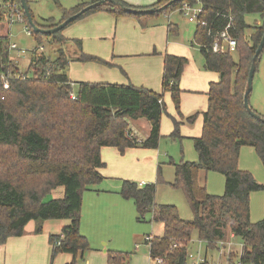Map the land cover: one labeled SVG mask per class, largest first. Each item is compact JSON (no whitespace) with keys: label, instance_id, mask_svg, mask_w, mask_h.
Segmentation results:
<instances>
[{"label":"trees","instance_id":"trees-1","mask_svg":"<svg viewBox=\"0 0 264 264\" xmlns=\"http://www.w3.org/2000/svg\"><path fill=\"white\" fill-rule=\"evenodd\" d=\"M14 1L20 4L19 0ZM96 1L100 0L61 8L57 22L53 18L36 22L30 13L35 24L46 29ZM105 1L77 20L105 11L115 17L131 16L141 27H146L148 20L158 14L179 10L186 3L199 4V17L207 26H195L192 44L198 46L203 56V68L219 74L218 81L209 85L201 134L192 138L198 160L172 162L174 180L167 183L181 191L192 218H181L175 205L155 204L156 184L140 186L133 181H122L119 195L133 201L136 219L142 221L150 212L152 221L163 225V234L152 236L147 242L150 258H160L161 264H186L191 234L196 231L197 239L206 249L217 248V243L225 241L230 234L239 237L240 254L228 255L233 264H264V218L251 222L249 206L250 193L263 190L264 184L257 182L250 171L238 169L242 146L253 147L264 167V123L249 115L243 105L251 59L264 35V3L262 0H176L151 14H129ZM114 1L146 9L161 7L170 0H156L142 7ZM249 15H256L259 23L248 24ZM230 18V34L237 41L236 58L233 53H214L208 47L207 28L221 31ZM62 30L50 35L32 32L38 44L45 37L55 45L56 55L54 58L43 54L31 56L24 71L17 66L19 57L9 49L10 36L0 34V246L10 237L22 236L30 221L36 223L34 232L39 234L45 220L66 219L69 223L58 234L48 237L49 264L60 253L71 255L65 264H81L90 250L87 238L80 232L82 192L103 180L99 172L105 165L101 149L113 147L121 154L133 147L156 149L161 138V117L166 112L165 92L170 93L180 119L171 117L170 138H181V122H193L198 113L183 116L180 112L179 82L187 63L185 57L164 55L161 93L130 83L72 82L67 75L71 59L104 65L107 62L82 52L76 57L68 56L64 48L68 39ZM171 30L172 26L168 25V32ZM74 42L81 49V41ZM259 59L260 55L255 73ZM1 74L11 76L8 89L3 88ZM72 93L74 99L70 97ZM141 117L150 123L148 137L143 140L127 137L130 130L127 118ZM200 171L223 174L222 195L210 194L205 186H200ZM159 172L158 167V180ZM57 187L63 188L62 197L44 201V196ZM130 254L107 250V264H129ZM199 264L208 262L204 257Z\"/></svg>","mask_w":264,"mask_h":264},{"label":"crops","instance_id":"crops-1","mask_svg":"<svg viewBox=\"0 0 264 264\" xmlns=\"http://www.w3.org/2000/svg\"><path fill=\"white\" fill-rule=\"evenodd\" d=\"M123 1L131 5L142 7L150 5L156 0ZM5 2L6 0L0 2V12L2 10V5ZM165 15L167 17L169 16L167 14ZM108 16L113 15L105 11H96L87 15L81 20L79 19L80 24H84V28H90L91 26L92 29L95 28L92 31L93 36L87 35L85 38L83 34H74V32L68 33L67 36L63 34L62 35L73 42L74 40H80L81 49L78 50L80 51V53L84 51V53L89 54L84 50L85 39L94 37V39L98 40L105 36L103 35V32L100 31L99 27L102 23V18H108ZM115 18H117V20H115L116 33L114 35V38L116 40L118 37L123 38L126 43L130 44V46L132 47L130 48L131 50H118L116 52L115 49V53L109 56H104V59L98 57L106 61V65L90 61H79L71 59L68 63L67 68L71 67L73 64H78L76 65L77 67H75V70L79 71V74H82V76L86 78L82 80H74V78H71L70 75L67 74L68 78L72 82L84 81L118 84L130 83L135 87H141L155 93H161L164 55L172 54L185 57L187 59V63L184 65L179 82V87L181 89L179 104L180 112L183 116H188L193 113L198 114L194 121L191 123L185 120L181 122L179 128L180 135L181 139L189 138L190 140H192V138L194 137L200 136L203 121L202 112L205 111L207 107V92L209 90V85L212 82L218 81L219 74L217 72L204 69V59L202 54L200 53V51H198L199 53H196L193 49L195 45L192 44V38L194 37L196 27H194L193 35L189 36H192L191 39L187 40L186 44L183 39L184 33L178 28L177 24L169 23L167 21L166 26H163L161 24L158 25L156 22H154L155 19L152 17L148 20V25L146 27H141L137 20L131 16H119ZM257 22L259 23V18L257 19ZM168 25L172 26V32L174 36L172 37V40L165 41L166 44L163 48L159 44V32L167 35ZM7 32L8 26L2 25L0 27V34H5ZM74 45H76V47L78 48L76 42H74ZM138 46H146L147 48L145 52H140L139 50L138 52H136ZM31 56H34V54L31 53ZM198 56H201V59L197 58ZM163 101L166 107V112L162 115L160 121V133L162 137L166 136L168 133L170 134L172 130L171 117H175L177 120H180L172 103L169 92H165L163 94ZM127 123L130 130L134 132L135 137L139 138L140 140L148 137L151 126L146 118H127ZM169 134L167 136H169ZM114 151L117 152L111 147H103L100 151L102 161H107V159H109L110 157L114 159L117 158L120 161V165L123 167H121V170L119 172H116L114 174L101 171V169L103 168L102 167L99 170L101 171V175L103 176L102 181L110 178V175L129 177V175L125 174L123 170L128 171L141 169L143 167V164L148 161H156V163H158V147L156 149H147L142 147L128 148L125 151L127 152L126 155L123 157H121V155L113 153ZM104 164L106 163L104 162ZM158 167L159 163L157 168ZM116 187L117 186H114L109 190L95 189L91 187L90 189H88L91 193H87L84 196L82 195V200L83 198L88 199V201L92 202L93 207L91 208L92 214H89V216L84 220L85 231L80 230V232H83L82 234L87 238V240L90 239L92 241V244L94 245H97V243L99 244L100 241H106L105 245L107 248L104 250H100V248H96V246L91 247L89 243L90 250L85 253L84 261L81 264H107V250H119L118 246L115 244L114 238L112 236H110L112 240H110V238H107L108 236L106 235V233L100 229L102 228L100 226L101 222H98L97 220L98 213L107 211L109 209L118 212L124 211V213L126 214L130 213V215L132 210H134V213L136 212L133 201L122 198L119 195L120 189ZM55 191L57 192V198L62 197V187L55 188L54 190H52V193ZM68 223L69 220L66 219L45 220L42 223L41 233L35 234L34 229L36 223H34V221L28 222L25 226V231L22 236L10 237L4 244L0 246V264H49L50 245L48 243V237L50 234H58L61 228ZM155 224L159 225L158 232L146 234L143 238L146 244L147 241L145 240V238L147 236H161L163 234L162 223L155 222ZM120 237L121 236H118L119 239ZM124 239H126V236L124 237ZM59 258L63 262V264H65L71 260V255L67 253H60ZM145 260L146 264H149L152 261L149 254V247L148 253L145 256Z\"/></svg>","mask_w":264,"mask_h":264},{"label":"rangeland","instance_id":"rangeland-1","mask_svg":"<svg viewBox=\"0 0 264 264\" xmlns=\"http://www.w3.org/2000/svg\"><path fill=\"white\" fill-rule=\"evenodd\" d=\"M2 1L3 0H0V2ZM80 1L87 0H27V3L34 20L36 22L44 23L42 19L46 18H53L56 22L59 21L61 18V8L73 7ZM171 12L154 16V22H156L158 25L161 24L163 26L167 25V21L169 23L177 24L178 28L184 33V42L190 40L192 36H189L193 35L195 24L188 22L187 17L179 12V10ZM165 14L169 16L167 17ZM257 19L258 17L256 15H249L246 17V22L252 25L257 21ZM80 20L66 26L62 30V34L67 36L68 33L74 32V34H83L85 38L87 35L93 36L92 31L95 28L92 29V26L90 28H84L85 26L84 24H80ZM115 20H117V18L113 16L102 18V23L100 24L99 29L105 36L98 40L94 39V37L85 39L84 50L88 52L89 55L92 54L104 59V56H109L115 53V49L116 52L118 50H131L130 48L132 47L130 46V44L126 43L123 38L118 37L117 40L114 38V35L116 33ZM173 36L174 34L172 30L169 31L167 35L159 32V44L164 48L166 44L165 41L172 40ZM10 38L20 48L26 50V53L20 56L17 60V66L20 68V70L24 71L29 60L31 59V51L39 44H37L33 36H27L25 33H23L22 27L20 25H14L11 27ZM40 45L43 46V51L41 54L49 56L51 58L55 57L56 46L51 44L48 39H45L44 37ZM193 45H195V43ZM64 48L66 49L65 53L67 52L68 56H70V52L67 47ZM146 48V46H138L136 52H138V50L140 52H145ZM193 49L196 53H199L197 45H195ZM82 53H84V51H82ZM233 56L234 58H236V55L234 53ZM197 58L201 59V56H198ZM76 65L78 64H73L71 67H68L67 74H69L71 78H74V80H82L86 78L83 77L82 74L80 75L79 71L75 70V67H77ZM249 104L252 109H254L258 114L264 116V48L260 54L258 69L253 77ZM167 135L163 137L161 136V140H159L158 143L159 157L157 158V162L159 163L160 180H158L157 175L158 163H156V161H148L143 164V167L141 169L128 171L123 170L125 174L129 175V177L110 175V178L105 179L104 181H101L90 187L95 189L109 190L110 188L117 186L116 188L120 189L122 181L125 179L136 182L140 186L154 183L156 184L155 203L175 205L181 218L191 219L192 212L188 203L186 202L185 197L180 190L172 188L167 183L174 180V166L172 165V162L178 163L181 160L194 162L198 160V156L194 149L192 140H190L189 138H170ZM113 149L117 151H114L113 153L121 155V157L125 156L127 153L125 152L126 150L121 154L116 148ZM103 162H105L106 164L101 169V171L106 173L114 174L116 172H119L121 170V167H123L120 165V161L117 158L114 159L110 157L109 159H107V161L103 160ZM238 169L250 171L257 182L264 184V167L258 156L256 155L253 147L242 146L240 148ZM101 171H99L100 174ZM199 181L201 186H205L206 191L210 194L222 195L224 192V176L219 172L200 171L198 182ZM87 193L91 192H89V190H84L82 192V195L84 196ZM56 195V191L53 193L51 192L45 195L43 200L48 201L50 199L57 198ZM249 198L250 220L251 222H257L264 218V189L251 192ZM92 207V202L88 201V199L86 198H83L81 206L80 230L85 231L84 220L89 216V214H92ZM97 220L98 222H101V224L99 223L102 227L100 229L106 233V235L108 236L107 238H110V240H112L110 236L114 238L115 244L118 246L119 250L131 253L129 264H146L145 256L148 253V247L143 238L146 234L158 232L159 228V225L157 224V226L155 222L152 221V214L150 212L144 215L142 221H138L136 219V212L134 213V210H132L130 215V213L126 214L124 213V211L118 212L109 209L107 211L98 213ZM118 236H121L120 239L118 238ZM125 236L126 239H124ZM88 241L91 247L96 246V248H100V250H104L107 248L105 245L106 241H100V243H97V245L92 244V241L90 239H88ZM224 243L225 244L222 245L223 248H221V246L219 248L218 246L214 249H206L204 243L197 239L196 231H193L191 234V241L188 244V257L186 264H193L197 261H200L204 257L206 258L208 264H233L234 260H230L228 255L229 253L235 254V252L239 255L242 248V241L239 237H235L230 234L227 239H225ZM59 256L60 254L55 256L52 264H63ZM227 257L229 260L227 259ZM151 263L154 264L155 262L151 261Z\"/></svg>","mask_w":264,"mask_h":264},{"label":"built area","instance_id":"built-area-1","mask_svg":"<svg viewBox=\"0 0 264 264\" xmlns=\"http://www.w3.org/2000/svg\"><path fill=\"white\" fill-rule=\"evenodd\" d=\"M179 11L187 17L188 22L195 24V26H207L206 21L204 19H201L200 13H201V7L199 4L196 5H190V4H184ZM232 19L228 21L226 26L221 30L214 32L211 28H207V35L210 37V44H209V49L214 52V53H234L236 51L237 47V41L234 37L231 36L230 34V28H231V23ZM2 25L8 26V32L7 34L11 36V31L10 28L14 25H20L22 27V32L25 33L27 36L32 35V28L29 26L26 16L24 14L23 9L21 8L20 4L17 3L14 0H6V2L2 5V10L0 12V27ZM10 51L14 52V54L17 57H20L26 53L25 49L20 48L15 42H11L9 45ZM43 51V46L38 45L35 47L31 53L34 55H40ZM22 73V72H21ZM22 76V78H24ZM11 78L10 74H1V80H2V85L4 89H8L9 84H8V79ZM72 85V84H71ZM70 97L72 99L75 98L74 94H70ZM127 137L129 138H135L134 132L132 130H129L127 132ZM139 140L138 138H136ZM151 239V236H147L145 240L149 242ZM225 241H220L217 243V245L221 246L224 245ZM222 253V252H221ZM228 253V251H227ZM226 254V253H225ZM230 254V253H229ZM228 259V257H227ZM204 260L201 259L200 261H197L193 264H199ZM155 262L154 264H161L162 260L160 258H155L152 259V262ZM218 264V263H217ZM220 264V263H219Z\"/></svg>","mask_w":264,"mask_h":264},{"label":"water","instance_id":"water-1","mask_svg":"<svg viewBox=\"0 0 264 264\" xmlns=\"http://www.w3.org/2000/svg\"><path fill=\"white\" fill-rule=\"evenodd\" d=\"M19 1H20V6L23 9L24 14L26 16L27 22H28L29 26L32 28V30L34 32L46 34V35H50V34H53L57 31L64 29L68 24L77 20L84 12H86L90 9H93V8L99 6L100 4L106 2L105 0H100V1L93 2V3H89L86 6H84L81 10L76 12L75 14L67 17L64 20H62L56 26L45 29V28L38 27L35 24V22L33 21L27 0H19ZM174 1H176V0H170L166 4H164L163 6L157 7V8L151 7V8H146V9H138V8L123 6L122 4H120L114 0H108V2L115 5L121 11H123L125 13H129V14H151L155 11H160V10L166 8L169 4H171ZM262 2L264 3V0H262ZM66 47L69 50L71 57H76V56L80 55V51L78 50L76 45H74L73 41H71V40L66 41ZM263 48H264V35L261 37V39L257 45V48L254 52V55L251 59V63H250L249 70H248L247 81H246V87H245V91L243 94V105H244V107H245V109L249 115H251L255 119H258L264 123V117L261 116L260 114H258L257 112H255L249 104V94L252 91V82H253V77H254V73H255V69H256V65H257V59H258V56L260 55V53L262 52Z\"/></svg>","mask_w":264,"mask_h":264}]
</instances>
